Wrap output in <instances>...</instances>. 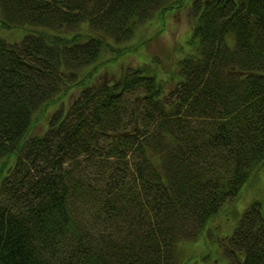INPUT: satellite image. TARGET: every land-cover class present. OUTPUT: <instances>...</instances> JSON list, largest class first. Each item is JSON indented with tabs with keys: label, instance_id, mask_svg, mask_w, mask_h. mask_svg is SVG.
<instances>
[{
	"label": "trees",
	"instance_id": "trees-1",
	"mask_svg": "<svg viewBox=\"0 0 264 264\" xmlns=\"http://www.w3.org/2000/svg\"><path fill=\"white\" fill-rule=\"evenodd\" d=\"M173 1L0 0V30H23L0 32V161L13 160L0 264H182L264 161V0H192L191 50L168 88L144 65L77 76ZM66 84L73 99L39 122ZM220 247L224 264H264V201Z\"/></svg>",
	"mask_w": 264,
	"mask_h": 264
},
{
	"label": "rangeland",
	"instance_id": "rangeland-1",
	"mask_svg": "<svg viewBox=\"0 0 264 264\" xmlns=\"http://www.w3.org/2000/svg\"><path fill=\"white\" fill-rule=\"evenodd\" d=\"M191 4L192 0H174L166 9L155 12L153 16L151 15L146 21L137 25L131 38L120 44L113 43L108 47L110 51H104L99 60L101 68L96 74H94L95 69L86 70L88 68H84L81 72L79 71L77 76L86 82L95 75L92 81L100 80L109 83L119 77L129 65L132 67L144 65L157 73V79L162 81L166 88L172 86V74L176 71L178 59L186 51L191 50L187 44L192 29ZM20 30L3 29V32L1 30L0 32L5 39L12 41L21 38L23 30ZM26 30L24 29L25 32ZM40 31L43 35H48L53 38L52 40L60 41L62 44L73 41L77 37L74 35L78 33L73 30L74 34L63 35L59 31L45 28ZM84 31H86V26H83L80 34ZM90 72L92 74L89 75ZM75 80L78 81L79 78ZM68 85L63 87V92L57 103L52 104L47 110H42L39 122L42 123L48 110L52 111L62 104L59 102L68 103L73 99L78 88ZM12 161L7 159L0 161V180ZM254 201H264V161L251 173L238 197L227 203L208 224L203 235L194 242L184 244L182 264H201L194 261L203 252L210 255L207 264H224L226 260L221 251V243L225 237L232 233L241 213Z\"/></svg>",
	"mask_w": 264,
	"mask_h": 264
}]
</instances>
